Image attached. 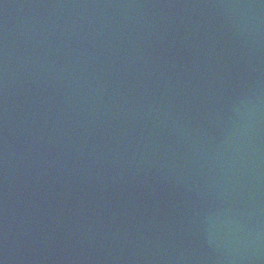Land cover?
Here are the masks:
<instances>
[{"label":"water","instance_id":"95a60500","mask_svg":"<svg viewBox=\"0 0 264 264\" xmlns=\"http://www.w3.org/2000/svg\"><path fill=\"white\" fill-rule=\"evenodd\" d=\"M0 264H264V0H0Z\"/></svg>","mask_w":264,"mask_h":264}]
</instances>
